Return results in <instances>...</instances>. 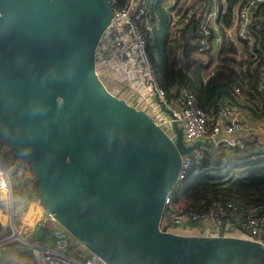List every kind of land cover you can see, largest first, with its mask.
Here are the masks:
<instances>
[{
	"label": "water",
	"instance_id": "obj_1",
	"mask_svg": "<svg viewBox=\"0 0 264 264\" xmlns=\"http://www.w3.org/2000/svg\"><path fill=\"white\" fill-rule=\"evenodd\" d=\"M108 0H0V132L36 172L45 210L108 264H264V244L162 229L187 144L97 72Z\"/></svg>",
	"mask_w": 264,
	"mask_h": 264
},
{
	"label": "trees",
	"instance_id": "obj_2",
	"mask_svg": "<svg viewBox=\"0 0 264 264\" xmlns=\"http://www.w3.org/2000/svg\"><path fill=\"white\" fill-rule=\"evenodd\" d=\"M114 1L119 7L128 2ZM242 3L244 0H221L215 18L207 15L210 9L206 6L181 29L176 26L188 9L182 0H152L148 4L152 27L148 49L169 102L177 104L187 90L197 95L199 105L212 117L230 103L241 108L247 118L264 121V3L255 12L250 40L228 33ZM215 26L224 37L221 45ZM258 140L256 136L245 148L226 147L208 155L195 168L198 174L194 179L189 177L175 186L174 204L186 199L184 208L198 210L210 208L216 200H234L244 208L264 205V149L257 150ZM0 152L8 167L16 166L19 186L13 182L15 195L42 200L33 166L15 152L1 132ZM21 170L25 171L19 173Z\"/></svg>",
	"mask_w": 264,
	"mask_h": 264
},
{
	"label": "built area",
	"instance_id": "obj_3",
	"mask_svg": "<svg viewBox=\"0 0 264 264\" xmlns=\"http://www.w3.org/2000/svg\"><path fill=\"white\" fill-rule=\"evenodd\" d=\"M108 1L113 6L114 14L100 39L97 49V56H104L108 61V64H104L108 70L105 76L109 80L116 79L119 84L134 89L140 95L145 94V91H149L151 94L156 95L157 99L165 101L166 106L174 110L175 120L183 130L187 144H193L198 140H208V144L201 145L191 153L183 156L177 185L189 177H195L198 174L195 172V168L208 155L221 152L222 143H225L228 147L245 148L246 141L234 138L233 135L242 129H255L254 123L263 128L264 121L253 122L245 116L241 108L230 103L226 104L216 117H212L209 112L199 105L197 95L187 90H183L177 104H173L166 99L165 89L157 79L156 68L148 49V32L152 31V27L149 25L147 13L148 4L152 0H128L123 7L117 6L114 0ZM217 1L182 0V4L188 9L176 28H183L196 11L203 8L206 10V6L210 9L207 15L211 17L218 16L219 8L214 11V8L217 7ZM263 3L264 0H244V3L240 5L237 20L238 36L249 40L252 38L251 26L254 15L257 8ZM215 29L218 31L217 42L221 45L224 37L217 26H215ZM97 72L103 80L104 78L100 75L98 68ZM236 92L240 93V89L236 88ZM148 113L170 136L175 138L176 134L172 129L174 118L158 106ZM223 133L227 136L220 138L219 135ZM211 141L214 143H211ZM11 174L10 167L6 165L3 155L0 153V209L10 210L3 225L6 226L7 231L0 238V246L23 238L16 235L17 231L20 230L17 229L14 223L16 206ZM49 217L52 216L49 214ZM186 222L195 223L202 230L200 235L219 236L225 226L226 235L248 238L264 244V205H253L244 208L234 200H216L207 209H186L174 204L173 190L166 198L162 229L175 232L174 229L178 228L186 231L191 229V226H188ZM23 240L26 245H31L33 249L31 255L18 264H108L92 252L78 254L75 250L67 251L56 248L54 245L30 242L26 238Z\"/></svg>",
	"mask_w": 264,
	"mask_h": 264
},
{
	"label": "rangeland",
	"instance_id": "obj_4",
	"mask_svg": "<svg viewBox=\"0 0 264 264\" xmlns=\"http://www.w3.org/2000/svg\"><path fill=\"white\" fill-rule=\"evenodd\" d=\"M221 0L217 1V7L214 8L215 9L220 7V2ZM213 11V12H214ZM238 11L239 8L237 10L236 13V17H235V24L232 28L228 29V33L232 36L235 35V33L237 34V20H238ZM215 18V17H214ZM242 49L241 45H240V50ZM253 126L255 127V131L257 132L255 135L261 137L260 141H264V127H260L257 126L256 123L253 124ZM259 141V140H258ZM257 141V142H258ZM262 144V143H261ZM1 155H3V152H0ZM15 168L16 166L13 164V166L10 167L11 170V175H12V181L14 182L15 186L17 185V187L19 186L18 183L16 182V178H15ZM25 170H21L20 172H24ZM29 173V170H28ZM194 179V177H192ZM192 180H190L191 182ZM14 186V187H15ZM39 199V198H38ZM19 201L18 198H15V202ZM39 202L41 203V205L44 207L42 200L39 199ZM186 204V199L181 200L180 202H178V204L176 203L175 205L178 207H183ZM15 206H17V204H15ZM20 207V206H19ZM9 211H5V218L7 216ZM48 213V212H47ZM16 219H14V223L17 227L19 233H22L21 235H23L28 241L30 242H39V243H45L49 242L50 244L48 245H54L56 243V241L59 239V241L64 245L61 249L67 250V251H72L75 250L78 254H83V253H88L90 252V250L80 241L78 240L75 236H73L66 228H64L58 221L56 220H46V225L49 228L48 234L49 236H51V238H46L45 235L43 236L42 239L39 238V236L37 235V222H40L42 220H18L19 217L16 213L15 216ZM48 218L49 217V213H48ZM53 217H51L52 219ZM32 222V224L30 226H28L30 223ZM5 223V220L2 218H0V238L2 237L3 234L6 233L7 229L6 226H3ZM6 225V224H5ZM33 228V231H30V229ZM176 228V227H173ZM176 230V233H181V234H188V235H193V233L195 234H202V230H196L195 227H191V229H187L186 231H183L181 229H174ZM55 234V236H54ZM32 235V236H29ZM36 238V240L34 239ZM53 239V241H52ZM54 247H56V245H54ZM57 248V247H56ZM32 246L31 245H26V242L23 239H16L15 241H10L8 243L3 244L2 246H0V264H18L19 262H15L14 259L17 258L20 254V256L23 255V257H21L19 260H23L26 259L27 257H29L32 253Z\"/></svg>",
	"mask_w": 264,
	"mask_h": 264
},
{
	"label": "crops",
	"instance_id": "obj_5",
	"mask_svg": "<svg viewBox=\"0 0 264 264\" xmlns=\"http://www.w3.org/2000/svg\"><path fill=\"white\" fill-rule=\"evenodd\" d=\"M110 62L111 61L109 60V63ZM104 64H108L107 59L104 56L98 55L97 56L98 71H99L100 75L103 76V78H104L103 81L106 84V86L114 94H116L118 97L124 98L127 102H129L133 106H135L139 109H143L147 112L151 111L152 109H154L157 106L160 109H162L156 95L151 94L149 91H145L144 92L145 94L140 95V94L136 93L134 91V89L126 88L125 85L119 84V82L116 79L109 80L108 77L105 76L107 74L108 70L105 68ZM252 121L256 122L254 120H252ZM256 133L257 132L253 128L242 129L239 132L235 133L233 136H234V138H237L239 140L246 141V143L248 145L251 139H255ZM226 136H227V134H225V133H223L222 135H219L220 138H225ZM260 138L261 137H259V139ZM211 143H214V142L211 141ZM257 144H260V145H258V147H256V148H258L257 150L264 149V141L263 140L262 141L259 140V142ZM226 147H228V146L225 143L221 144V148H226ZM15 198L19 199V201L15 202V204H17L15 211L19 217L18 220H42L40 222H37V224H36L38 227V230H37L38 234L37 235L39 236L40 239H42L44 235L46 238H49V237L51 238V236H49V234H48L49 228L45 222H46V220H55V219L48 218V213L45 210V208L41 205V203L39 202V199L35 198V197L24 198V197H21L18 195H15ZM5 211L6 210L0 209V218H2L3 215H6ZM3 219L5 220L6 218L3 217ZM31 224H32V222L28 226H30ZM186 224H188V226H191V227L194 226L196 230H200L199 227L193 222H186ZM30 231H33V228H31ZM197 234L195 233L194 235H197ZM29 236H32V235H29ZM54 236H55V234H54ZM34 240H36V238ZM52 241H53V239H52ZM46 244H50V243L46 242ZM54 245H56L57 248H62L64 246L59 241V239L56 241V243ZM21 257H23V255L20 256V254H19V256L17 258H15L14 261L16 263L21 262V260H19Z\"/></svg>",
	"mask_w": 264,
	"mask_h": 264
},
{
	"label": "bare ground",
	"instance_id": "obj_6",
	"mask_svg": "<svg viewBox=\"0 0 264 264\" xmlns=\"http://www.w3.org/2000/svg\"><path fill=\"white\" fill-rule=\"evenodd\" d=\"M16 235H17V237H23L22 239H25V237L23 235H21V233H19L18 231H17Z\"/></svg>",
	"mask_w": 264,
	"mask_h": 264
}]
</instances>
